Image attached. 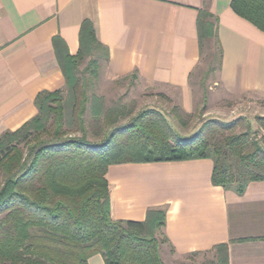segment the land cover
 Here are the masks:
<instances>
[{
  "label": "crops",
  "instance_id": "0c3cea01",
  "mask_svg": "<svg viewBox=\"0 0 264 264\" xmlns=\"http://www.w3.org/2000/svg\"><path fill=\"white\" fill-rule=\"evenodd\" d=\"M232 0H0V136L38 114L42 91L64 89L54 38L71 55L80 49L84 21L108 49L104 72L137 75L147 86L194 107L191 76L202 59L201 10L214 15L221 43L219 89L247 98L264 115V31L238 15ZM209 158L110 165L111 217L143 221L163 209L166 246L177 257L219 250L228 264H264V181L239 195L212 183ZM163 247V245H162ZM164 252V248H161ZM102 254L88 264H104Z\"/></svg>",
  "mask_w": 264,
  "mask_h": 264
},
{
  "label": "trees",
  "instance_id": "16d2710c",
  "mask_svg": "<svg viewBox=\"0 0 264 264\" xmlns=\"http://www.w3.org/2000/svg\"><path fill=\"white\" fill-rule=\"evenodd\" d=\"M231 7L264 31V0H232ZM197 26L202 56L213 41L220 64L214 15L201 10ZM53 42L65 88L40 92L38 114L0 136V264H88L96 254L103 255L104 264H165L163 209L149 210L143 221L111 217L106 174L113 164L209 158L212 183L239 195L249 183L264 181V136L263 144L254 139L250 126L235 133L242 118L210 119L192 136L181 137L160 111L129 116L125 106H107L89 93L100 59L109 55L91 21L82 24L77 54L71 55L60 37ZM88 110L99 141L88 139ZM75 126L82 134L67 135ZM218 247L219 264H228L227 246Z\"/></svg>",
  "mask_w": 264,
  "mask_h": 264
},
{
  "label": "rangeland",
  "instance_id": "374dc122",
  "mask_svg": "<svg viewBox=\"0 0 264 264\" xmlns=\"http://www.w3.org/2000/svg\"><path fill=\"white\" fill-rule=\"evenodd\" d=\"M89 59L88 57L85 60L81 68L87 64ZM100 60L99 77L95 80L94 85H89V93H95L104 98L107 106L121 104L126 107L129 116H135L148 109L160 111L165 115L172 129L181 137L192 136L210 119L229 123L242 118L233 128L234 132L240 133L250 126L252 137L263 144L264 120L262 118L264 115L258 112L259 106L251 104L247 98L229 99L216 84L219 57L218 48L213 41L206 43L201 63L191 76L194 107L190 111L182 107L178 96L170 97L164 92L157 91L132 74L117 79L107 78L104 72L105 60ZM85 119L88 139L99 141L101 136L95 135L96 131L90 110L86 112ZM81 134L82 132L75 126L68 131L67 135L80 136ZM18 146L23 149L24 153L27 152L25 143ZM1 178L0 171V180ZM158 238L162 239L163 236L158 234ZM166 245L164 242L160 246V256L165 264H219L220 253L218 250L177 257L169 251ZM161 248H164V252H161Z\"/></svg>",
  "mask_w": 264,
  "mask_h": 264
}]
</instances>
